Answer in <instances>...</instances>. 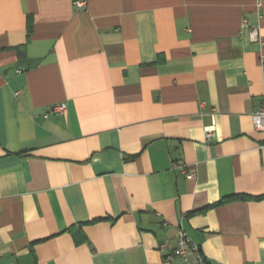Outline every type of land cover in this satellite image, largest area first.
<instances>
[{
	"label": "crops",
	"instance_id": "0c3cea01",
	"mask_svg": "<svg viewBox=\"0 0 264 264\" xmlns=\"http://www.w3.org/2000/svg\"><path fill=\"white\" fill-rule=\"evenodd\" d=\"M73 1L0 0V264H264V2Z\"/></svg>",
	"mask_w": 264,
	"mask_h": 264
},
{
	"label": "built area",
	"instance_id": "2783aa9c",
	"mask_svg": "<svg viewBox=\"0 0 264 264\" xmlns=\"http://www.w3.org/2000/svg\"><path fill=\"white\" fill-rule=\"evenodd\" d=\"M264 0H255V6L257 12L260 15V9L263 6ZM86 0H74L73 6L76 9L84 8ZM243 23H246V19H243ZM250 37L253 40L258 39L259 27L252 26L250 29ZM67 111V104L65 102H58L50 105L47 108V112L44 114L45 117L49 113H55L57 115H64ZM252 123L255 129L262 131L264 133V96L261 99L257 108L251 114ZM213 126H208L205 129V136L209 137L212 135ZM264 147V143L261 144ZM172 168L178 169L184 176L191 178L193 172L188 168L187 164L182 160H178L172 163ZM173 255L180 258L182 264H207L204 254L201 252V248L196 244L188 233L182 228H176V246L173 249ZM251 264V263H249Z\"/></svg>",
	"mask_w": 264,
	"mask_h": 264
}]
</instances>
